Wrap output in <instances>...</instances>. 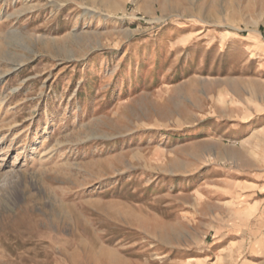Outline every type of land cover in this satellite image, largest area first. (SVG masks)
<instances>
[{
  "label": "rangeland",
  "instance_id": "rangeland-1",
  "mask_svg": "<svg viewBox=\"0 0 264 264\" xmlns=\"http://www.w3.org/2000/svg\"><path fill=\"white\" fill-rule=\"evenodd\" d=\"M0 264H264V0H0Z\"/></svg>",
  "mask_w": 264,
  "mask_h": 264
}]
</instances>
